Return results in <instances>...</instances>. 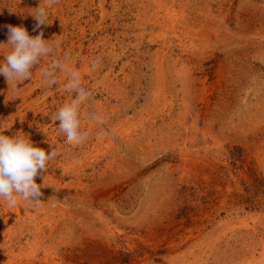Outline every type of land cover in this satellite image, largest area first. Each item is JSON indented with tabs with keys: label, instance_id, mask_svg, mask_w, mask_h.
<instances>
[{
	"label": "rangeland",
	"instance_id": "1",
	"mask_svg": "<svg viewBox=\"0 0 264 264\" xmlns=\"http://www.w3.org/2000/svg\"><path fill=\"white\" fill-rule=\"evenodd\" d=\"M41 3L34 30L40 0H0V43L12 25L55 45L0 75V132L54 150L43 207L0 202V264H264V0ZM65 57L90 93L78 144L50 119L67 74H41Z\"/></svg>",
	"mask_w": 264,
	"mask_h": 264
},
{
	"label": "clouds",
	"instance_id": "2",
	"mask_svg": "<svg viewBox=\"0 0 264 264\" xmlns=\"http://www.w3.org/2000/svg\"><path fill=\"white\" fill-rule=\"evenodd\" d=\"M36 28L49 24L46 6L41 3L31 12ZM8 41L0 43L11 45V50L0 61V75L6 80L22 81L31 76L32 67L41 57L52 53L54 42L52 39L45 40L43 33L30 36L22 26L8 25ZM65 60H53L48 68L42 70L49 87L57 84L55 72L67 74V81L62 88L70 96V102L61 105L50 119L59 121L57 131L66 144H78L86 136L80 129L79 108L89 97L90 93L80 83L78 71L70 68ZM99 64V58L91 62L92 68ZM92 119H102L98 114H93ZM8 129V128H6ZM5 130V129H4ZM54 155V150L46 152L43 148L37 147L23 131L15 135H5L0 132V202L7 207L14 208L19 202H27L33 209L44 206L41 201V188L35 177L47 170V162ZM44 181V178H43Z\"/></svg>",
	"mask_w": 264,
	"mask_h": 264
}]
</instances>
